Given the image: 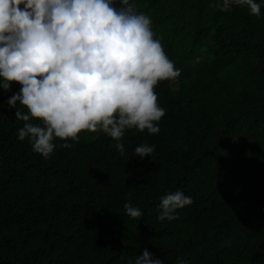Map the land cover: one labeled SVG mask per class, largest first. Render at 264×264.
I'll return each mask as SVG.
<instances>
[{
  "label": "trees",
  "instance_id": "trees-1",
  "mask_svg": "<svg viewBox=\"0 0 264 264\" xmlns=\"http://www.w3.org/2000/svg\"><path fill=\"white\" fill-rule=\"evenodd\" d=\"M130 0L148 14L175 67L155 87L159 132L117 141L84 132L50 158L18 139L0 88V264H128L146 248L164 264H264V0ZM36 121H33L35 123ZM151 157L134 156L140 144ZM192 203L160 221V197ZM130 194V196H129ZM142 211L139 220L124 204Z\"/></svg>",
  "mask_w": 264,
  "mask_h": 264
},
{
  "label": "clouds",
  "instance_id": "clouds-1",
  "mask_svg": "<svg viewBox=\"0 0 264 264\" xmlns=\"http://www.w3.org/2000/svg\"><path fill=\"white\" fill-rule=\"evenodd\" d=\"M233 5L261 15L256 0L210 6L228 12ZM180 74L151 17L130 0H0V88L7 92L13 83L20 85L7 100L23 122L18 139H27L46 159L57 147L54 141L70 148L68 141L84 132L106 134L123 156L126 130L159 132L165 109L155 87ZM154 150L155 145L140 144L134 156L151 157ZM192 202L180 190L167 193L160 197L157 218L179 219L177 210ZM123 207L131 219L142 217L130 202ZM128 264L164 261L144 248ZM178 264L189 262L178 258Z\"/></svg>",
  "mask_w": 264,
  "mask_h": 264
}]
</instances>
